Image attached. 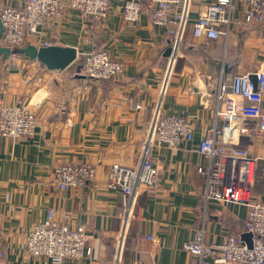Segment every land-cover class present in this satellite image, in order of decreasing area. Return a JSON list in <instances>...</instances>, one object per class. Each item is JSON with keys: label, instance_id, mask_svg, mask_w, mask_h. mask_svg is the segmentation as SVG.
I'll return each instance as SVG.
<instances>
[{"label": "crops", "instance_id": "0c3cea01", "mask_svg": "<svg viewBox=\"0 0 264 264\" xmlns=\"http://www.w3.org/2000/svg\"><path fill=\"white\" fill-rule=\"evenodd\" d=\"M23 1L0 0V6ZM211 1L193 0L191 20ZM124 3L112 0L109 16L95 25L79 11H67L44 36L53 44L76 47L79 54L107 49L124 63L115 78L77 76L76 63L49 71L36 61L0 57V107L24 99L37 116L31 136L0 133V264H54L26 247L30 230L50 209L57 216L68 215L71 224L85 227L91 237L85 258L62 264H114L122 230L121 264H189L194 257L184 244L197 228L204 226L209 242L244 231L246 205L205 200V177L198 168L207 165V158L198 147L217 127L222 142L264 157V135L255 132L253 120L241 121L252 127L243 133L235 126L240 119L230 122L214 111L222 83L229 85L234 75L252 74L264 65L259 26H234L226 37L211 39L195 37L190 24L181 53L168 70L169 26L155 24L146 9L137 20H125ZM164 80L162 111L189 117L194 135L176 148H152L158 185L139 194L125 225L123 196L106 188V177L113 165L132 168L140 160ZM138 102L143 107L137 108ZM65 162L91 163L95 181L60 189L54 169ZM250 192L252 199L264 201L261 162L253 169Z\"/></svg>", "mask_w": 264, "mask_h": 264}, {"label": "built area", "instance_id": "2783aa9c", "mask_svg": "<svg viewBox=\"0 0 264 264\" xmlns=\"http://www.w3.org/2000/svg\"><path fill=\"white\" fill-rule=\"evenodd\" d=\"M193 0H125L123 17L135 21L146 9L151 20L169 26L171 53L168 70L179 57L184 35L190 24L195 37H226L232 27L251 28L258 25L264 36V0H213L191 20ZM112 0H24L19 6H0V24L3 31L0 41L10 46L21 45L25 40L34 44H53L45 39V29L61 18L65 12L76 10L93 25L102 23L110 14ZM83 58L81 73L94 80L112 79L124 70V63L112 57L107 49L92 48L79 54ZM79 56V57H80ZM257 84L250 73L236 74L229 85L222 83L215 92V115L235 123L243 133L252 130L241 121H254L255 132L264 135V65L254 72ZM166 80L163 82L142 155L132 167L115 164L106 177L107 189L123 196L124 223L127 224L131 209L139 194L158 185V167L152 159L153 147H179L184 140H191L194 124L187 116L162 111ZM137 108L143 107L141 102ZM37 127V116L28 102L19 99L0 107V133L9 138L31 136ZM219 130L201 140L198 150L207 158V165L198 171L205 177L206 201L219 204H244L248 207L244 231L252 233V246L242 238L243 233L225 234L220 242L205 238L204 226L195 230L184 248L193 255L189 264H264V201L251 198L252 174L256 163L264 157H252L239 145H230L217 138ZM54 174L60 189L87 187L96 179V168L91 163L65 162L55 167ZM123 230L114 264L121 263ZM153 239L152 235H149ZM91 237L85 227L70 223L69 216L56 215L50 209L46 219L37 222L26 240L28 252L44 261L62 264L66 259L81 260L89 252ZM4 252L0 247V260Z\"/></svg>", "mask_w": 264, "mask_h": 264}, {"label": "water", "instance_id": "95a60500", "mask_svg": "<svg viewBox=\"0 0 264 264\" xmlns=\"http://www.w3.org/2000/svg\"><path fill=\"white\" fill-rule=\"evenodd\" d=\"M2 31L3 28L0 24V37L2 35ZM170 53L171 47L169 46L166 50L165 55L169 56ZM12 56L21 57L27 62L36 61L42 66L43 69L49 71H62L73 63H77L79 60L78 49L71 45H37L28 40H25L21 45L10 46L8 44H3L0 41V57L3 59H7ZM77 76L86 77L81 73V65H78ZM250 77L256 85L258 81L257 74L252 73ZM242 238L248 242L250 247L252 246V233L245 232L242 234Z\"/></svg>", "mask_w": 264, "mask_h": 264}, {"label": "trees", "instance_id": "16d2710c", "mask_svg": "<svg viewBox=\"0 0 264 264\" xmlns=\"http://www.w3.org/2000/svg\"><path fill=\"white\" fill-rule=\"evenodd\" d=\"M76 64H77V66H78V65H81V68H82L83 58L79 59L78 62H77Z\"/></svg>", "mask_w": 264, "mask_h": 264}]
</instances>
